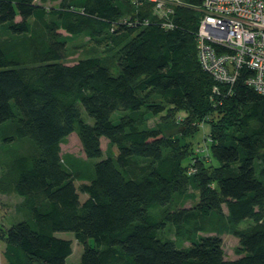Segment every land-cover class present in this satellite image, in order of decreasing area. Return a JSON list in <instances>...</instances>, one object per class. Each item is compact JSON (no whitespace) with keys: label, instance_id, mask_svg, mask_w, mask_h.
I'll list each match as a JSON object with an SVG mask.
<instances>
[{"label":"trees","instance_id":"16d2710c","mask_svg":"<svg viewBox=\"0 0 264 264\" xmlns=\"http://www.w3.org/2000/svg\"><path fill=\"white\" fill-rule=\"evenodd\" d=\"M180 1L166 27L147 0H0V28L12 36L0 41V142L27 137L34 148L7 168L22 217L0 224L6 264H68L72 239L60 231L82 245L80 264H264V95L242 79L227 93L202 69L204 0ZM77 35L118 46L114 71L95 56L64 62ZM179 107L189 114L174 123H146ZM206 118L212 165L192 146ZM72 132L97 159L87 173L62 157ZM222 225L238 238V257L205 234ZM166 226L188 244L161 237Z\"/></svg>","mask_w":264,"mask_h":264},{"label":"rangeland","instance_id":"374dc122","mask_svg":"<svg viewBox=\"0 0 264 264\" xmlns=\"http://www.w3.org/2000/svg\"><path fill=\"white\" fill-rule=\"evenodd\" d=\"M37 3H42L47 7H60V4L63 0H34ZM65 33V32H63ZM12 36L7 33L5 30L0 28V41L7 43L11 41ZM118 46L111 44L107 38L92 40L85 35L71 36L68 38L66 46V58L63 59L66 63H73L81 57L95 56L100 58L111 70L115 69V59L117 56ZM82 114L86 121L92 123V119L82 110ZM165 117H162L160 114L152 115L147 114L146 123L148 125H154L157 122L165 121L169 123H174L175 117L177 115L185 116L189 112L185 108H167L163 112ZM115 118V117H113ZM210 124L207 118L204 121H201L198 125V131L195 133L192 138V146L196 153L204 154L203 159L205 162L210 165L216 164L213 156L207 154L208 150V141L211 140L209 136H206L209 132ZM227 130L231 132H238L237 125L235 123V118L231 121L230 124H227ZM206 136V137H205ZM101 147L105 153L114 154L116 151V146H110L107 143V140L101 138ZM33 143L29 138H24L23 140H13L11 142L3 143L0 142V224L3 226L10 225L13 221L21 219L22 211L20 210L21 198L18 197L12 190L11 184L8 180V165L10 164L12 158L20 153H25L32 151ZM61 154L64 160L69 162H75L78 164V171L81 173H87L90 171L91 167L93 170V163L97 161L96 158H86L83 153L82 147L80 145L79 139L75 132L69 134L65 140L61 143ZM209 165V166H210ZM193 168V167H192ZM201 170V169H200ZM211 171V167L208 168V171ZM83 180H76V185L78 186L82 183ZM84 193H80V198H85ZM194 200L188 199L185 201V205H191ZM17 219V220H16ZM251 219H246L239 223V227H245L248 224H251ZM218 234L222 239V246L224 250V255L226 258H235L240 255L238 238L235 237L230 230L225 226H219L218 231H209L205 234ZM60 237L72 239V252L66 258L68 264H80V255L82 252V245L78 243L73 236V233L70 231H60L56 232ZM161 237L169 238L180 243L182 245H187L188 242H181L174 237L173 229L170 226H166L161 232ZM5 243L3 240H0V264H6L5 258L3 256V249Z\"/></svg>","mask_w":264,"mask_h":264},{"label":"built area","instance_id":"2783aa9c","mask_svg":"<svg viewBox=\"0 0 264 264\" xmlns=\"http://www.w3.org/2000/svg\"><path fill=\"white\" fill-rule=\"evenodd\" d=\"M147 1L163 26L170 27L166 19L181 1ZM200 10L195 42L202 69L226 85L227 93L242 79L264 95V0H204Z\"/></svg>","mask_w":264,"mask_h":264}]
</instances>
